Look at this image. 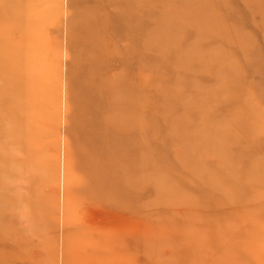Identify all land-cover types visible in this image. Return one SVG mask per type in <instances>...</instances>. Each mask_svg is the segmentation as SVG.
<instances>
[{
    "label": "rangeland",
    "instance_id": "1",
    "mask_svg": "<svg viewBox=\"0 0 264 264\" xmlns=\"http://www.w3.org/2000/svg\"><path fill=\"white\" fill-rule=\"evenodd\" d=\"M0 264H264V0H0Z\"/></svg>",
    "mask_w": 264,
    "mask_h": 264
}]
</instances>
